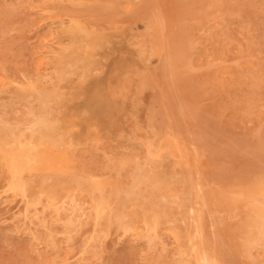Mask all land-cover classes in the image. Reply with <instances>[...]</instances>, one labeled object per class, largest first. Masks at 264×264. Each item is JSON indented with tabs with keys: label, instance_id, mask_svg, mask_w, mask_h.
<instances>
[{
	"label": "rangeland",
	"instance_id": "1",
	"mask_svg": "<svg viewBox=\"0 0 264 264\" xmlns=\"http://www.w3.org/2000/svg\"><path fill=\"white\" fill-rule=\"evenodd\" d=\"M263 147L264 0H0V264H264Z\"/></svg>",
	"mask_w": 264,
	"mask_h": 264
},
{
	"label": "bare ground",
	"instance_id": "2",
	"mask_svg": "<svg viewBox=\"0 0 264 264\" xmlns=\"http://www.w3.org/2000/svg\"><path fill=\"white\" fill-rule=\"evenodd\" d=\"M113 2V1H112ZM96 6V5H95ZM109 32V31H108ZM107 32V33H108ZM110 33V32H109ZM117 33V32H116ZM105 35H106V32H105ZM125 35H126V33H125ZM108 36V35H107ZM106 36V37H107ZM116 38V37H115ZM108 39V38H107ZM104 40V39H103ZM168 42V41H167ZM91 44V43H90ZM100 44V43H99ZM92 46V45H91ZM123 47V46H122ZM106 49V48H105ZM87 50V49H86ZM89 50V49H88ZM165 50V49H164ZM111 51V50H110ZM115 51V50H114ZM138 51V50H137ZM106 52V51H105ZM164 52V51H163ZM110 53H112V52H110ZM132 53V52H131ZM172 53V52H171ZM170 53V54H171ZM169 54V55H170ZM101 55H102V52H101ZM143 55V54H142ZM147 55V54H146ZM110 56V55H109ZM108 56V57H109ZM161 56V55H160ZM163 56V55H162ZM164 56H165V54H164ZM168 56V55H167ZM212 56V55H211ZM93 57H94V55H93ZM169 57H171V56H169ZM177 57V56H176ZM118 58V57H117ZM181 58V57H180ZM40 59H42V57H40ZM103 59V58H102ZM142 59H144V58H142ZM146 59V58H145ZM160 59V58H159ZM164 59H165V57H164ZM168 59V58H167ZM170 59V58H169ZM168 59V60H169ZM174 59H176V58H174ZM100 60V59H99ZM172 60V59H171ZM140 61V60H139ZM166 61V60H165ZM220 61V60H219ZM89 63V62H88ZM93 63H96V62H93ZM143 63V62H142ZM151 63V62H150ZM150 63H147V64H150ZM175 63H176V60H175ZM181 63H182V61H181ZM228 63V62H227ZM152 64V63H151ZM152 65H154V64H152ZM151 65V66H152ZM157 65V64H156ZM179 65H181V64H179ZM192 65V64H191ZM160 66V65H159ZM182 66V65H181ZM186 66V65H185ZM183 67V66H182ZM121 68H122V66H121ZM157 68V67H156ZM156 68H155V70H156ZM163 68V67H162ZM179 68V67H178ZM187 68V67H186ZM92 69V68H91ZM136 69V68H135ZM237 69V68H236ZM81 70V69H80ZM143 70V69H142ZM154 69L152 70V71H155ZM158 70H160V68H158ZM143 71H145V70H143ZM147 71V70H146ZM150 71V70H149ZM193 71V70H192ZM134 72H136V71H134ZM134 72H132L133 74H134ZM138 72H139V70H138ZM138 72H136V73H138ZM140 72H141V70H140ZM142 73V72H141ZM143 73H145V72H143ZM151 74H152V76H154V72L152 73V72H150ZM162 73V72H161ZM170 73V72H169ZM102 74V73H101ZM148 74V73H147ZM173 74V73H172ZM90 75V74H89ZM92 75V74H91ZM144 75V74H143ZM150 75V74H149ZM164 75V74H163ZM166 75H168V74H166ZM165 75V76H166ZM86 76V75H85ZM139 76H140V74H139ZM147 76V75H146ZM151 76V77H152ZM169 76V75H168ZM112 77V76H111ZM143 77V76H142ZM82 78V77H81ZM145 78V77H144ZM149 78V77H148ZM167 78V77H166ZM172 78V77H171ZM86 79H87V77H86ZM85 79V80H86ZM121 79V78H120ZM119 79V80H120ZM79 80H82V79H79ZM111 80H113V79H111ZM111 80L109 79V81H110V84H111ZM128 80V79H127ZM141 80V79H140ZM152 80H157L156 78L154 79H152ZM152 80H150V81H152ZM166 80V79H165ZM109 81H108V83H109ZM124 81V80H123ZM129 81V80H128ZM135 81V80H134ZM142 81V80H141ZM147 81V80H146ZM149 81V80H148ZM168 81V80H167ZM143 82H144V79H143ZM142 82V83H143ZM170 82V81H169ZM144 83H146V82H144ZM77 84V83H76ZM75 84V85H76ZM119 84V83H118ZM125 82H124V86H125ZM128 84V86L130 85V84H132V82L130 81V83H127ZM126 84V85H127ZM134 84V83H133ZM136 84V83H135ZM147 84H150V82L148 83L147 82ZM120 85V84H119ZM118 85V86H119ZM122 85V84H121ZM120 85V86H121ZM143 85V84H142ZM88 86V85H87ZM111 85H109V87H110ZM137 86V85H136ZM139 86V85H138ZM113 87L115 88V85H113ZM130 87V86H129ZM143 87V86H142ZM145 87V86H144ZM111 88V87H110ZM113 88V89H114ZM134 88V87H133ZM112 88H111V90H113ZM121 89H124V91L125 92H128V91H126L127 90V86H126V90H125V87L124 88H122L121 87ZM130 89H132V87H130L129 88V90ZM116 90V89H115ZM115 90H113V91H115ZM140 90V89H139ZM141 90H142V88H141ZM58 91V90H57ZM60 91V90H59ZM69 91V90H68ZM134 90H132V92H133ZM116 92V91H115ZM56 93V92H55ZM137 93V92H136ZM58 94V93H57ZM69 94V93H68ZM83 94H84V92H83ZM85 94H86V92H85ZM84 94V95H85ZM73 95V94H72ZM81 95H82V93H81ZM136 95V94H135ZM135 95H134V98H132V99H134V101H135ZM139 95H140V92H139ZM83 96V95H82ZM127 96V95H126ZM137 96V95H136ZM129 97V96H128ZM132 97V96H131ZM72 98V97H71ZM57 99V98H56ZM65 99V98H64ZM67 99H69V98H67ZM76 99V98H75ZM73 101H74V99H73ZM129 101H130V99H129ZM129 101H128V103H129ZM139 101H140V99H139ZM66 102V101H65ZM64 102V103H65ZM133 102V101H132ZM63 103V104H64ZM68 103H69V101H68ZM140 103V102H139ZM57 104V103H56ZM66 104V103H65ZM102 104V103H101ZM130 104V103H129ZM126 105V104H125ZM131 105V104H130ZM138 105H140V104H138ZM137 105V106H138ZM60 107V106H59ZM66 107V106H65ZM133 107V106H132ZM158 108V107H157ZM60 109V108H59ZM139 109V108H138ZM61 110V109H60ZM59 110V111H60ZM128 110H129V108H128ZM128 110H126L125 111V113L128 111ZM134 110H135V106H134ZM64 111V110H63ZM73 111V110H72ZM138 111V110H137ZM141 111H143V110H141ZM33 112V111H32ZM85 112V111H84ZM104 112H105V109H104ZM130 112V111H129ZM144 112H146L145 111V109H144ZM143 112V113H144ZM88 113V112H87ZM124 113V112H123ZM124 113V114H125ZM136 113H138V112H136ZM142 113V112H141ZM141 113H138V114H141ZM147 113V112H146ZM148 114V113H147ZM32 115H34V114H32ZM145 114H142V116H144ZM153 115H154V113H153ZM93 116V115H92ZM146 116V115H145ZM39 117V116H38ZM53 117V116H52ZM60 117V116H59ZM95 117V116H94ZM99 117V116H98ZM141 117V116H140ZM100 118V117H99ZM98 118V119H99ZM128 118V117H127ZM149 118V117H148ZM160 118V117H159ZM36 119V118H35ZM54 119V118H53ZM75 119V118H74ZM119 119V118H118ZM135 119V118H134ZM142 119V118H141ZM163 119V118H162ZM34 120V119H33ZM40 120V119H39ZM59 120H60V118H59ZM70 120V119H69ZM129 120V119H128ZM168 120V119H167ZM166 120V121H167ZM4 121V120H3ZM109 121H110V119H109ZM37 122H39L38 120H37ZM40 122H42V120H40ZM44 123H43V125L46 123V121H43ZM56 122H57V119H56ZM127 122V121H126ZM156 122V121H155ZM36 123V122H35ZM71 123V122H70ZM78 123V122H77ZM82 123V122H81ZM94 123H96V121H94ZM157 123V122H156ZM167 123H168V121H167ZM170 123V122H169ZM30 124V123H29ZM36 124H38V123H36ZM36 124H34V125H36ZM48 124V123H47ZM65 124H66V122H65ZM86 124V123H85ZM166 124V123H165ZM43 125H41V123L38 125V126H42L43 127ZM51 125V124H50ZM54 125H56V124H54ZM123 125V124H122ZM139 125V124H138ZM158 125V124H157ZM156 125V126H157ZM161 125V124H160ZM171 125H173V124H171ZM170 124H169V126H171ZM11 126V125H10ZM57 126V125H56ZM74 126V125H73ZM78 126V125H77ZM106 126V125H105ZM175 126V125H174ZM33 127V126H32ZM45 127L46 128H50V126L49 127H47V125H45ZM66 127H68L67 125H66ZM137 127V126H136ZM139 127V126H138ZM154 127H155V125H154ZM164 127V126H163ZM176 128H177V126H175ZM25 128V127H24ZM65 128V127H64ZM76 128V127H75ZM95 127H93V128H91V129H94ZM121 128V127H120ZM173 128V127H172ZM45 129V128H44ZM51 129H52V125H51ZM71 129V128H70ZM131 129H133V128H131ZM32 130V129H31ZM53 130V129H52ZM63 130V129H62ZM95 131H97L96 129H94ZM137 130V129H136ZM149 130V129H148ZM159 130V129H158ZM13 131H15V130H13ZM27 131H29V130H27ZM27 131H25V132H27ZM33 131L35 132V127H34V129H33ZM61 131V130H60ZM72 131V130H71ZM77 131V130H76ZM155 131H156V129H155ZM176 131H177V129H176ZM174 132V133H177V132ZM32 132V131H31ZM65 132V131H64ZM124 132H126V131H124ZM144 132V131H143ZM181 132V131H180ZM40 133V132H39ZM43 133V132H42ZM59 133V132H58ZM66 133V132H65ZM69 133H73V131L72 132H69ZM110 133V132H109ZM256 133V132H255ZM13 134H14V132H13ZM24 134H26V133H24ZM184 134H186V133H184ZM112 135V134H111ZM159 135V134H158ZM168 135V134H167ZM170 135V134H169ZM175 135V134H174ZM187 135V134H186ZM252 135V134H251ZM251 135H249V136H251ZM106 136V135H105ZM115 136V135H114ZM122 136V135H121ZM129 136V135H128ZM161 136V135H160ZM162 136H164V135H162ZM175 136H177V135H175ZM179 136V135H178ZM180 136H182V135H180ZM69 137H71L72 138V136H69ZM15 138V137H14ZM39 138V137H38ZM83 137H81V139H82ZM94 138V137H93ZM119 138H120V136H119ZM165 138H167V136L165 137ZM170 138H172V137H170ZM169 137H168V139H170ZM98 139V138H97ZM96 139V140H97ZM122 139V138H121ZM130 139V138H129ZM141 139V138H140ZM162 139V138H161ZM167 139V140H168ZM173 139V138H172ZM20 140V139H19ZM19 140L17 141L18 143H20L19 142ZM82 140H84V139H82ZM130 140H132V139H130ZM176 140V139H175ZM174 140V141H175ZM26 141V140H25ZM47 141V140H46ZM75 141V140H74ZM134 141V140H133ZM157 141V140H156ZM161 141V140H160ZM163 141H166L165 139H163L161 142H163ZM17 142H15V143H17ZM127 142V141H126ZM142 142V141H141ZM140 142V143H141ZM143 142H145V141H143ZM189 142V141H188ZM29 143V142H28ZM47 143V142H46ZM69 143V142H68ZM116 143V142H115ZM176 143V142H175ZM177 143H178V141H177ZM4 144V143H3ZM26 144V143H25ZM86 144V143H85ZM129 144V143H128ZM134 144V143H133ZM145 144V143H144ZM150 144V143H149ZM165 144H167V141H166V143ZM192 144V143H191ZM256 144V143H255ZM261 144V143H260ZM7 145V144H6ZM20 145H21V143H20ZM146 145V144H145ZM161 144H160V142H159V146H160ZM16 146V147H15ZM22 146H23V144H22ZM70 146V145H69ZM72 146V145H71ZM83 146H85V145H83ZM130 146H134V145H130ZM148 146V145H147ZM146 146V147H147ZM184 146V145H183ZM5 147V146H4ZM12 147V148H11ZM13 147H15V150H13L14 148ZM40 147V146H39ZM62 147V146H61ZM80 147H82V146H80ZM118 147H119V145H118ZM135 147V146H134ZM139 147H141V146H139ZM139 147H138V149H139ZM170 147V146H169ZM181 147V146H180ZM262 147V146H261ZM3 148V147H2ZM16 148H17V144L16 145H10V148H8V149H12L11 151H16ZM18 148H23V147H18ZM93 148V147H92ZM173 148H174V150L176 151V152H180V150H179V146H177V144H176V146H173ZM192 148V147H191ZM24 153L22 154V151H21V154L23 155V156H21V157H18V158H21V160L20 161H22L24 164L23 165H26V166H28V165H30V164H32L34 161H36V160H38V158H43V159H48L49 157H48V155H47V153H46V151L45 150H40V151H38V149L36 148H34V146L32 145V144H26L25 146H24ZM22 149V150H23ZM62 149V148H61ZM147 149H148V147H147ZM151 150H152V148H150ZM263 150V152H260V154H259V156H261V154L263 153L264 154V147L262 148ZM0 150H1V148H0ZM64 150V149H63ZM67 150V149H66ZM149 150V149H148ZM160 150V149H159ZM159 150H157V151H159ZM162 150H163V148H162ZM19 150L17 149V152H18ZM75 151V150H74ZM16 152V153H17ZM148 152V151H147ZM160 152V151H159ZM186 150H185V154H186ZM152 153V152H151ZM169 153V152H168ZM173 153V152H172ZM184 153V152H183ZM182 153V154H183ZM21 154H15L16 156H18V155H21ZM154 152L152 153V155H153V158H155L154 157ZM156 154H158V153H156ZM162 154V153H161ZM167 154V153H166ZM179 154V153H178ZM181 154V155H182ZM188 154H189V152H188ZM14 155V159L13 160H16V156ZM151 155V156H152ZM172 155V154H171ZM190 156H191V154H189ZM8 156H9V154H8V152L4 155V159L6 160V162H7V165H8ZM147 156V155H146ZM156 156V155H155ZM166 156V155H165ZM189 156V157H190ZM199 156V155H198ZM245 156V155H244ZM11 157H13V155H11V156H9V158L10 159H12ZM150 157V156H149ZM183 157H185V156H183ZM193 157V156H192ZM192 157H191V159H192ZM256 157H258V155L256 156ZM159 158V157H158ZM160 158H161V156H160ZM171 158V157H170ZM188 158V157H187ZM186 158V159H187ZM250 158V157H249ZM261 158H263V156L261 157ZM260 158V160H262V161H257L256 163H260V162H262V163H264L263 162V159H261ZM173 159V158H172ZM186 159H185V161H186ZM195 159V158H194ZM193 159V160H194ZM198 159V158H197ZM200 159V158H199ZM12 160V161H13ZM40 160V159H39ZM11 161V162H12ZM41 161V160H40ZM159 161V160H158ZM163 161V160H162ZM182 161V160H181ZM180 161V162H181ZM202 161V160H201ZM22 162H20V163H22ZM38 162V161H37ZM43 162V161H42ZM41 162V163H42ZM164 162V161H163ZM170 162V161H169ZM179 162V163H180ZM194 162H196L195 160L193 161V163ZM10 163V162H9ZM39 163V162H38ZM37 163V164H38ZM150 163V162H149ZM177 163H178V161H177ZM197 163V162H196ZM157 164V163H156ZM169 164V163H168ZM13 167H14V169L16 168H18L16 165H18V162L17 161H14V162H12V164H11ZM22 165V166H23ZM36 165V164H35ZM139 165V164H138ZM173 165V164H172ZM171 165V166H172ZM188 164L186 163V166H187ZM196 165V164H195ZM198 165V164H197ZM147 166V165H146ZM177 166V165H176ZM175 166V167H176ZM180 166V165H179ZM189 166V165H188ZM199 166H201L200 164H199ZM203 166V165H202ZM201 166V167H202ZM204 167V166H203ZM259 168L261 167V169H264V165H261L260 166V164H259V166H258ZM144 168V167H143ZM146 168V167H145ZM181 167H179V169H180ZM192 169H193V167H191ZM15 169V170H16ZM19 169V168H18ZM147 169V168H146ZM173 169H174V167H173ZM176 169V168H175ZM197 169V168H196ZM25 171V170H24ZM23 172V171H22ZM27 172H29V171H27ZM160 172V171H159ZM175 172V171H174ZM260 172H261V170H260ZM19 173V172H18ZM151 173V172H150ZM149 173V174H150ZM155 173V172H154ZM196 174H197V172H196ZM198 174H199V172H198ZM197 174V176L198 177H200L199 175ZM185 175H187V174H185ZM17 176H18V174H17V170H16V173H15V176H14V179H15V183H16V180H17ZM19 176H21V175H19ZM76 176V175H75ZM79 176H80V174H79ZM84 176V175H83ZM82 176V177H83ZM182 176H184V175H182ZM149 177V176H148ZM19 178H21V177H19ZM146 178V177H145ZM174 178V177H173ZM172 178V179H173ZM97 179V178H96ZM200 179V178H199ZM202 180H204V179H200V180H198V182H196V186H197V184L199 183L200 184V182L202 181ZM100 181H101V179H100ZM190 181V180H189ZM90 182V181H89ZM96 182V181H95ZM107 182H109V181H107ZM15 183H14V187H15ZM17 183H18V181H17ZM20 184H22L21 182H19ZM205 183H206V180H205ZM20 184H17L16 186H19ZM82 184H83V182H82ZM96 184H97V182H96ZM99 184V183H98ZM207 184V183H206ZM101 185V184H100ZM103 185V184H102ZM201 185V184H200ZM205 185V184H204ZM21 187H22V185H20ZM199 186V185H198ZM207 186H209L208 184H207ZM21 187H18V190H19V188H20V192H21V190H23V188H21ZM96 187H97V185H96ZM200 187V186H199ZM204 187V186H203ZM223 187H227V188H229L230 186H223ZM223 187H221L220 186V188H223ZM12 188H13V186H12ZM12 188H10V189H12ZM155 188V187H154ZM198 188V187H197ZM206 189H207V187H205ZM136 189V188H135ZM203 189V188H202ZM202 189H200V190H202ZM235 189V188H234ZM210 190V189H209ZM212 190H214L215 191V189H212ZM223 190V189H222ZM100 191V190H99ZM218 191V188L216 189V192ZM257 191H258V193L260 194V197L262 198H264V195H262V193H261V191L260 190H258L257 189ZM12 192V191H11ZM23 192L24 191H22L21 192V194L23 195ZM175 192H177V191H175ZM219 192H223V191H219ZM25 193V192H24ZM111 193V192H110ZM232 193V192H231ZM2 194V193H1ZM6 194V193H5ZM99 194H101V193H99ZM214 194H216L215 192H214ZM218 194V197L220 196V197H222L223 195H221V194H219V193H217ZM222 194H224V196L226 195V194H229V193H222ZM244 196H246V197H244V199H243V197L241 198V197H237L238 199L240 198L241 200H245V199H247L248 201H247V204H246V206H247V208H248V211H249V213H250V215H251V224H250V227L249 228H251L250 229V231H249V235H250V233H251V231H253L254 229H259V230H261V228H263L264 227V199H262L263 201L262 202H260V201H258L257 199L258 198H256V197H254V196H250V192L249 191H244L243 193H242ZM199 195V194H198ZM213 194H212V192H211V196H212ZM229 195H231V194H229ZM234 195V194H233ZM24 196V195H23ZM213 196H215V195H213ZM232 196V195H231ZM216 197L215 196V199L216 200H218V203L217 204H220V205H222V203H225L226 204V201H224V198L222 197V201H224V202H222V203H220V200H221V198L219 197ZM227 197H229V196H227ZM23 198V197H22ZM25 198V197H24ZM196 198H197V196H196ZM214 198V197H213ZM230 198V197H229ZM234 198H236V196H234ZM260 198V199H261ZM199 199H200V197H199ZM239 199V200H240ZM226 200V199H225ZM230 200V199H229ZM232 200H234V199H232ZM103 201V200H102ZM198 201V200H197ZM228 201V200H227ZM235 201H238V200H235ZM117 202V201H116ZM10 203V202H9ZM38 203V202H37ZM126 203H127V201H126ZM234 203H236V202H234ZM30 204V203H29ZM106 204V203H105ZM215 205V206H218V205ZM229 204V203H228ZM102 205V204H101ZM126 205V204H125ZM31 206V205H30ZM29 206V207H30ZM108 206V205H107ZM114 206V205H113ZM32 208V207H31ZM223 208V207H222ZM108 209H110V207L108 208ZM158 209H159V207H158ZM226 209H227V207H226ZM225 210V209H224ZM229 209H227V210H225V211H228ZM26 212V211H25ZM82 212V211H81ZM98 212V211H97ZM96 212V213H97ZM56 213V212H55ZM26 214V213H25ZM229 214V213H228ZM227 214V216H229ZM98 215V214H97ZM200 215V214H199ZM221 215V214H220ZM157 216V215H156ZM160 216V215H159ZM122 217V216H121ZM153 217H154V215H153ZM84 218V217H83ZM98 218V217H97ZM15 219V218H14ZM235 219H237V218H235ZM42 222V221H41ZM227 222V221H226ZM110 223V222H109ZM118 223V222H117ZM156 223V222H155ZM227 224V223H226ZM156 225V224H155ZM200 225V224H199ZM239 226H240V224H239ZM227 227H230V225L229 224H227V226H226V228ZM236 227H238V226H236ZM228 229V228H227ZM231 229V228H230ZM20 232H21V230H19ZM128 231V230H127ZM127 231H124L126 234L128 233ZM264 231V230H263ZM263 231H261V232H263ZM155 232V231H154ZM153 232V233H154ZM129 234V233H128ZM129 239V238H128ZM254 239H255V237H254ZM153 241V240H152ZM234 241V240H233ZM232 241V242H233ZM231 242V241H230ZM95 243V242H94ZM67 244V243H66ZM93 245V244H92ZM224 245V244H223ZM260 245V244H259ZM233 246V245H232ZM254 246V245H253ZM216 247V246H215ZM227 248V247H226ZM92 249V248H91ZM90 249V250H91ZM230 251V250H229ZM63 256V255H62ZM223 256V255H222ZM240 256V255H239ZM216 257V256H215ZM60 258H61V256H60ZM224 258V257H223ZM244 259V258H243ZM213 262V261H212ZM202 263H204V264H209V258H208V256L207 255H205L204 253H202V252H200V251H196L195 252V264H202ZM245 263V262H244Z\"/></svg>",
	"mask_w": 264,
	"mask_h": 264
}]
</instances>
